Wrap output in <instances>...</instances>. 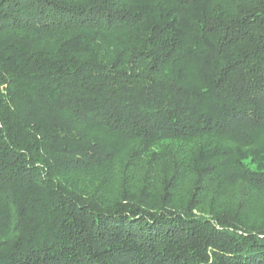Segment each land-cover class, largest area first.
<instances>
[{"label":"trees","instance_id":"obj_1","mask_svg":"<svg viewBox=\"0 0 264 264\" xmlns=\"http://www.w3.org/2000/svg\"><path fill=\"white\" fill-rule=\"evenodd\" d=\"M0 264H264V0H0Z\"/></svg>","mask_w":264,"mask_h":264}]
</instances>
